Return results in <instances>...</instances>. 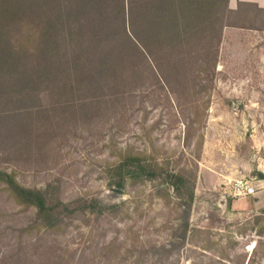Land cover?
Here are the masks:
<instances>
[{
  "label": "rangeland",
  "instance_id": "obj_1",
  "mask_svg": "<svg viewBox=\"0 0 264 264\" xmlns=\"http://www.w3.org/2000/svg\"><path fill=\"white\" fill-rule=\"evenodd\" d=\"M248 24L223 29L217 66L205 59L194 96L190 82L173 85V105L156 84H137L116 113L75 117L30 152L0 154V169L57 204L49 226L0 184V264H264V16ZM193 113L198 128L186 145ZM127 149L166 171L185 169L188 212L161 176L115 189L112 170ZM240 179L255 193L237 195Z\"/></svg>",
  "mask_w": 264,
  "mask_h": 264
},
{
  "label": "trees",
  "instance_id": "obj_2",
  "mask_svg": "<svg viewBox=\"0 0 264 264\" xmlns=\"http://www.w3.org/2000/svg\"><path fill=\"white\" fill-rule=\"evenodd\" d=\"M245 5L232 10L228 0H0V154L11 159L30 152L54 125L64 127L75 117L116 113L119 98L132 95L137 84H156L173 105L180 93L173 85L183 89L190 82L194 96L205 59L212 70L217 66L223 28L248 24ZM197 120L193 113L183 123L186 145ZM201 140L200 134L197 149ZM112 171L118 192L128 180L161 176L188 212L193 183L185 169L168 172L145 152L127 149ZM0 184L18 205L33 206L53 224L57 204L44 191L20 185L3 169ZM187 226H180L179 244Z\"/></svg>",
  "mask_w": 264,
  "mask_h": 264
},
{
  "label": "crops",
  "instance_id": "obj_3",
  "mask_svg": "<svg viewBox=\"0 0 264 264\" xmlns=\"http://www.w3.org/2000/svg\"><path fill=\"white\" fill-rule=\"evenodd\" d=\"M244 3L246 4L244 7V13L249 12L251 14V17L249 18V21H255L257 18L264 16V0H228V7L232 10L237 8L238 3ZM256 6V8L254 7ZM251 28L250 24L239 27V26H226L223 29L227 28ZM264 30V29H263ZM225 30H222V33ZM231 31V30H230Z\"/></svg>",
  "mask_w": 264,
  "mask_h": 264
},
{
  "label": "built area",
  "instance_id": "obj_4",
  "mask_svg": "<svg viewBox=\"0 0 264 264\" xmlns=\"http://www.w3.org/2000/svg\"><path fill=\"white\" fill-rule=\"evenodd\" d=\"M233 188L237 195H252L255 193V185L248 184L246 181L240 179L235 181Z\"/></svg>",
  "mask_w": 264,
  "mask_h": 264
}]
</instances>
